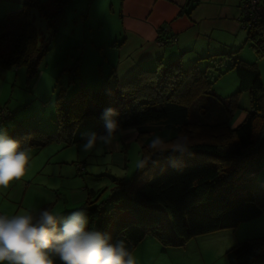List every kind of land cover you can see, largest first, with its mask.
Segmentation results:
<instances>
[{"label":"trees","instance_id":"obj_1","mask_svg":"<svg viewBox=\"0 0 264 264\" xmlns=\"http://www.w3.org/2000/svg\"><path fill=\"white\" fill-rule=\"evenodd\" d=\"M67 4L68 0H52L45 7L39 0H27L20 11L4 15L0 69L23 65L28 79L34 78ZM33 8L50 31L45 43H38L30 21ZM245 44L264 58V19L246 29ZM236 53L204 57L205 68L195 62L184 69L177 59L141 70L114 87L107 81L99 90L80 89L65 107L58 101L53 132L19 129L12 137L27 148H40L56 139L74 143L76 130L86 118H93L94 130L101 134L105 132L103 110L116 108L115 133L136 129L140 166L131 179L112 177L110 200L115 203L109 211L101 208L105 201L93 204L95 200L89 199L93 194L97 199L102 190L87 193L90 196L80 207L87 209L89 226L111 233L113 240L125 239L132 252L149 234L166 249L182 247L196 236L235 229L264 213V199L260 202L247 184L252 177L249 171L264 162L263 84L257 66ZM209 62H228L238 79L235 93L221 97L210 89ZM241 93L248 94L249 107L243 121L231 127ZM225 258L228 264H264V237L235 243ZM55 264H62L58 257Z\"/></svg>","mask_w":264,"mask_h":264},{"label":"rangeland","instance_id":"obj_2","mask_svg":"<svg viewBox=\"0 0 264 264\" xmlns=\"http://www.w3.org/2000/svg\"><path fill=\"white\" fill-rule=\"evenodd\" d=\"M259 2L262 4L260 0ZM241 3L242 0L239 10ZM112 4L116 6L119 2L68 0L58 31L38 65L37 75L28 79L23 65L13 69H0V108L9 116V120L0 118V128L10 136L19 129H33L49 134L56 127L53 124L58 101L65 107L80 89L99 90L107 81L110 87H114L111 61L118 56L117 46L112 44L117 31L115 23L118 10L114 11ZM51 5L52 0L44 6ZM30 21L37 31L38 43H45L50 31L38 9L30 11ZM239 57L242 61L257 66L264 97V58L258 57L248 45L241 48ZM201 61L199 59L196 62L201 68H205L206 64H201ZM209 63L210 89L221 97L235 93L238 79L234 71L228 69V62H221V65ZM189 65L190 63L184 62L182 66L186 69ZM247 103L248 94L241 93L239 109L229 122L231 127H236L243 121ZM78 128L74 136L77 141L74 143L65 144L56 139L40 148H28L30 160L25 175L10 182L6 188L0 186V210L4 204L10 205L9 214H12L21 203L19 210L38 212L44 205L59 206L67 214L80 207L84 199H88L90 195L87 196V193H97L99 190L102 191L97 199L96 194L89 199L95 200L93 204L105 201L102 202V210L109 211L113 208L112 203L115 202L110 200L112 177L118 175L131 179L140 166L139 146L134 141L136 129L127 128L115 133L108 145H101L98 140L97 146L102 150L99 153L95 150L85 153L81 150V145L86 139L84 134L95 131L93 118H86ZM79 131L80 136H77ZM257 175V178H249L247 184L262 202L264 175ZM261 237H264V213L241 223L235 229L196 236L182 247L163 249L159 241L149 234L137 245L133 254L137 264H228L225 253L235 243Z\"/></svg>","mask_w":264,"mask_h":264},{"label":"crops","instance_id":"obj_3","mask_svg":"<svg viewBox=\"0 0 264 264\" xmlns=\"http://www.w3.org/2000/svg\"><path fill=\"white\" fill-rule=\"evenodd\" d=\"M25 1L0 0V19L9 12L20 11ZM39 1L47 5L50 0ZM260 1L264 8V0ZM118 2L119 5H111L114 11L118 10L117 31L112 43L118 49V56L111 61L114 82L124 83L141 70H154L161 63L167 64L177 59L181 60L182 65L184 62L192 64L204 57L231 51H236L237 58L241 59L240 50L246 46V29L238 20L240 0ZM206 62L201 61V64ZM247 104L244 110L248 109ZM79 133L77 136H80ZM249 174H253L251 179L257 178V174L263 176L264 162L252 168ZM9 206L4 204L0 214H9ZM21 206V203L18 204L13 213L20 211Z\"/></svg>","mask_w":264,"mask_h":264},{"label":"clouds","instance_id":"obj_4","mask_svg":"<svg viewBox=\"0 0 264 264\" xmlns=\"http://www.w3.org/2000/svg\"><path fill=\"white\" fill-rule=\"evenodd\" d=\"M118 115L116 108H105L101 114L105 132L84 134L81 150L99 153L98 140L110 144L119 127L114 119ZM29 160V149L0 128V186L6 188L23 177ZM57 257L62 264H137L125 239L113 240L111 233L89 226L86 207L67 214L59 206L0 214V264H55Z\"/></svg>","mask_w":264,"mask_h":264},{"label":"built area","instance_id":"obj_5","mask_svg":"<svg viewBox=\"0 0 264 264\" xmlns=\"http://www.w3.org/2000/svg\"><path fill=\"white\" fill-rule=\"evenodd\" d=\"M264 19V8L259 0H242L240 7V23L243 28H249L253 23ZM8 115L0 109L1 120H6Z\"/></svg>","mask_w":264,"mask_h":264}]
</instances>
